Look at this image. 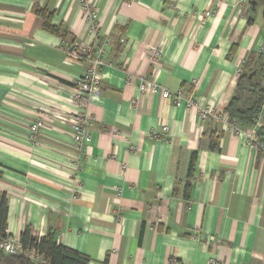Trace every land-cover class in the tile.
Instances as JSON below:
<instances>
[{
    "label": "crops",
    "instance_id": "0c3cea01",
    "mask_svg": "<svg viewBox=\"0 0 264 264\" xmlns=\"http://www.w3.org/2000/svg\"><path fill=\"white\" fill-rule=\"evenodd\" d=\"M93 1L98 42L78 0H0V200L9 238L26 228L38 238L52 232L93 264H264V152L249 142L264 128V105L240 136L200 115L205 107L224 112L239 69L263 51L262 4ZM36 7L59 35L43 30ZM106 39L101 93L86 106L91 143L79 151L60 117L79 112L71 88L90 64L62 45ZM155 47L162 58L153 65ZM144 76L199 106L140 92ZM166 126V141L154 138Z\"/></svg>",
    "mask_w": 264,
    "mask_h": 264
},
{
    "label": "built area",
    "instance_id": "2783aa9c",
    "mask_svg": "<svg viewBox=\"0 0 264 264\" xmlns=\"http://www.w3.org/2000/svg\"><path fill=\"white\" fill-rule=\"evenodd\" d=\"M217 1L221 2L222 0ZM78 2L85 18V22L89 26V37L91 38V41L98 42L100 25L95 2L93 0H78ZM131 2H135V0H131ZM93 42L92 44L78 45L76 46V50L70 48L68 44L62 45V49H64L69 58L79 62L87 61L90 64V69L71 88V91L73 92L72 98L79 105V112L70 116L60 117L62 118L60 120H63L71 126L73 144L79 149V151L86 148L91 143L89 127L94 120V116L86 110V106L89 98L92 96H98L101 93V81L98 73L105 66V61L103 60V45L108 44L110 41L109 39L104 40L102 43L99 41L96 47H93ZM147 57L151 64L155 65L159 63L162 58L161 49L159 47L150 48ZM240 72L239 69L237 73L238 76L240 75ZM139 90L140 92H148L152 95L160 94L163 99L172 98L176 105H180L185 101L187 108H197L199 106L192 98H185V92L183 89H180L172 96L168 91L161 89L156 82L150 81L148 76H144L141 79ZM200 115L203 119L212 117L216 121L222 122L226 125L227 130L236 136L245 135V131L241 130L229 119L228 115L223 112L215 111L211 107H205L200 109ZM44 123V114L40 113L36 121L30 127L29 140L33 144H37L39 133L43 128ZM167 133L168 127L166 126L162 128V134L154 135V138L166 141ZM249 139L250 145L254 149H257L258 144L255 137L250 136ZM74 198L77 199V196ZM0 249L8 255H25L32 260H39V257L34 251L23 250L20 239L8 238L0 244Z\"/></svg>",
    "mask_w": 264,
    "mask_h": 264
},
{
    "label": "trees",
    "instance_id": "16d2710c",
    "mask_svg": "<svg viewBox=\"0 0 264 264\" xmlns=\"http://www.w3.org/2000/svg\"><path fill=\"white\" fill-rule=\"evenodd\" d=\"M262 4L264 0H255ZM35 14L43 20V30L59 35L58 27L52 26L51 18L45 10L35 8ZM70 48L76 50L74 42L67 43ZM236 89L233 97L224 109V114L234 122L241 130L255 128L264 105V47L258 57L249 58L240 69ZM252 75V78H250ZM258 144L257 150L264 152V128L257 130L255 137ZM197 154L194 153L189 165V179L193 176ZM2 173L0 171V177ZM190 185H186V197L189 196ZM8 205L6 196L0 200V244L9 238L7 234ZM20 243L24 251H34L39 260H32L25 255H8L0 249V264H93L91 259L81 253L69 249L55 241L51 232L47 236L35 237L30 228H26L21 236Z\"/></svg>",
    "mask_w": 264,
    "mask_h": 264
},
{
    "label": "water",
    "instance_id": "95a60500",
    "mask_svg": "<svg viewBox=\"0 0 264 264\" xmlns=\"http://www.w3.org/2000/svg\"><path fill=\"white\" fill-rule=\"evenodd\" d=\"M254 4H256V3H254ZM250 78H252V75H251V77Z\"/></svg>",
    "mask_w": 264,
    "mask_h": 264
}]
</instances>
